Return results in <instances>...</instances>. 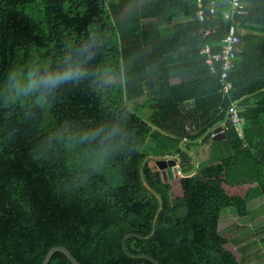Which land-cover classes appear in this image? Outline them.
<instances>
[{"label":"trees","instance_id":"1","mask_svg":"<svg viewBox=\"0 0 264 264\" xmlns=\"http://www.w3.org/2000/svg\"><path fill=\"white\" fill-rule=\"evenodd\" d=\"M36 3L0 0V264L54 246L80 264H240L218 226L264 200V0H242L226 96L200 54L220 49L226 2L204 22L197 0ZM164 156L180 162L178 195L150 158Z\"/></svg>","mask_w":264,"mask_h":264},{"label":"built area","instance_id":"2","mask_svg":"<svg viewBox=\"0 0 264 264\" xmlns=\"http://www.w3.org/2000/svg\"><path fill=\"white\" fill-rule=\"evenodd\" d=\"M225 2L228 8L223 11V19L228 22V26L225 35L220 41V49L217 52H213L211 46L206 44L200 50V54L205 56V64L208 66V72L211 75L218 76L220 92L223 96H226L233 88L232 83L228 79V75L234 66L236 47L239 43L236 29V17L246 14L245 5L242 3V0H208V8L205 9L202 6L201 0H197V11L195 14L197 21L204 22L208 17H214L216 11L222 7ZM209 34L210 30H205L204 35ZM225 117V122L230 123L238 135H240L241 119L235 103H231L228 106ZM225 122L219 124L222 126L223 131L226 129ZM213 135L211 131V137H213Z\"/></svg>","mask_w":264,"mask_h":264},{"label":"rangeland","instance_id":"3","mask_svg":"<svg viewBox=\"0 0 264 264\" xmlns=\"http://www.w3.org/2000/svg\"><path fill=\"white\" fill-rule=\"evenodd\" d=\"M35 10L41 7V0H37ZM38 13V11H35ZM150 165V164H149ZM172 186L171 194H180L179 179L168 181ZM167 184V183H166ZM243 189L238 191L242 192ZM234 193L236 191H229ZM264 200L257 198L249 203L252 217L239 218L232 211H223L219 222V232L226 238L227 250L231 251L240 264H264V253L259 244L261 232L255 227L264 219Z\"/></svg>","mask_w":264,"mask_h":264},{"label":"water","instance_id":"4","mask_svg":"<svg viewBox=\"0 0 264 264\" xmlns=\"http://www.w3.org/2000/svg\"><path fill=\"white\" fill-rule=\"evenodd\" d=\"M212 133L214 134L212 137L213 140H222L225 138V133L223 131L222 126H220V125L216 126L212 130ZM150 158L153 159L155 168L158 171L163 183H168V181L170 182L173 179H179L182 177V173H181V169H180V162L175 157L164 156V157H159V158H154V157H150ZM143 184H144V186L148 187L145 182H143ZM160 210H161V206L159 207L157 213L155 214V216L152 220L151 231H150V234L148 235L147 238H150L154 235V228H155V224H156V219H157V215L160 212ZM128 237H135V236L133 234H126L125 235V237L123 238V241H122L123 252L130 258H136L134 256L129 255L126 248H125L124 241ZM54 253H61L62 255H64L70 264H80L71 255V253L63 246H54V247L50 248L48 250V252L46 253V255L44 256V258L40 264H48ZM138 258L148 260V261L152 262L153 264H159L153 258L146 256V255H142Z\"/></svg>","mask_w":264,"mask_h":264},{"label":"crops","instance_id":"5","mask_svg":"<svg viewBox=\"0 0 264 264\" xmlns=\"http://www.w3.org/2000/svg\"><path fill=\"white\" fill-rule=\"evenodd\" d=\"M240 131H241V134L240 135H238L240 138H242V130H241V126H240ZM191 153H199V150L196 148L195 149V151H192ZM200 159V157H194V163H195V165L194 166H197V163H199V160ZM262 199V198H261Z\"/></svg>","mask_w":264,"mask_h":264}]
</instances>
